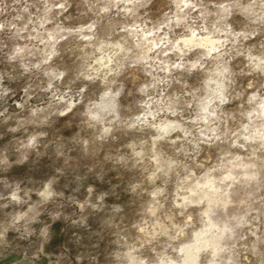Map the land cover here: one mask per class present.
<instances>
[{"label":"clouds","instance_id":"1","mask_svg":"<svg viewBox=\"0 0 264 264\" xmlns=\"http://www.w3.org/2000/svg\"><path fill=\"white\" fill-rule=\"evenodd\" d=\"M0 264H264V0H0Z\"/></svg>","mask_w":264,"mask_h":264},{"label":"rangeland","instance_id":"2","mask_svg":"<svg viewBox=\"0 0 264 264\" xmlns=\"http://www.w3.org/2000/svg\"><path fill=\"white\" fill-rule=\"evenodd\" d=\"M169 8L171 9L172 12L177 11L175 4H170ZM117 10L118 9H115V8L111 9L110 14L115 16V13ZM165 11H168V8H165ZM101 15L106 16L107 14L101 13ZM137 15H142V12H138ZM146 19L151 21V22L145 23V22H142L141 20H133L131 18L125 17L123 13H121L120 16L115 17V20L119 22L120 27L125 28V29H127L128 32H132L134 34L136 32H139V34L141 36L145 37L148 40H151V39H153V36L149 35L148 32L144 31V29L147 28L149 31L155 33L153 23H154L156 17L150 16ZM101 22L104 23L103 20ZM17 26L19 27L20 25H17ZM80 26L83 27V25H80ZM92 31L96 32V29L93 28ZM117 31H119V30H117ZM164 31H166V30L162 29L161 33H163ZM173 31L179 33L180 30L179 29H173ZM197 34H198L199 38L201 37V39H203V36H200L199 32ZM120 35H126V33H120ZM81 37L82 38L80 39L79 43L82 47L87 45L88 47L85 48V51H88V52H95V49L100 47L101 44H112V43L116 42L115 38L107 39V38H105L104 35H102L98 32L96 35H93L92 32H89L86 27L84 28V31L81 33ZM186 38L187 37H180L179 35H177V39H180L181 41H183V39H186ZM169 39L171 40L172 37L169 36ZM173 43H175V41H173ZM181 46H182V43H181V45H176L177 48H180ZM155 51H159V49H156ZM153 55H154V53H149V56H153ZM175 55H179V53H176ZM95 56L97 59L103 60V55L101 52H95ZM168 56L172 57L173 53L171 51H169ZM156 58L160 59V57H156ZM150 62L151 61H149V63ZM96 66L98 67L99 65H96ZM9 103H11V100L9 101ZM134 114L135 115H141L140 112H136ZM148 119L151 120V117H148ZM105 187H107V185H105ZM120 195H121V199H123V200L127 201V200L131 199L130 193H121ZM145 202L146 203L150 202V197L146 198Z\"/></svg>","mask_w":264,"mask_h":264},{"label":"snow or ice","instance_id":"3","mask_svg":"<svg viewBox=\"0 0 264 264\" xmlns=\"http://www.w3.org/2000/svg\"><path fill=\"white\" fill-rule=\"evenodd\" d=\"M182 3L187 6V0H181ZM196 35L195 32L192 33V36L194 37ZM177 43H183L186 47H191L193 45V40L191 37H187L186 39H183V41H178ZM199 47H203V45H198Z\"/></svg>","mask_w":264,"mask_h":264},{"label":"bare ground","instance_id":"4","mask_svg":"<svg viewBox=\"0 0 264 264\" xmlns=\"http://www.w3.org/2000/svg\"><path fill=\"white\" fill-rule=\"evenodd\" d=\"M200 39H201V37H200Z\"/></svg>","mask_w":264,"mask_h":264}]
</instances>
